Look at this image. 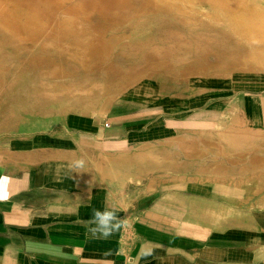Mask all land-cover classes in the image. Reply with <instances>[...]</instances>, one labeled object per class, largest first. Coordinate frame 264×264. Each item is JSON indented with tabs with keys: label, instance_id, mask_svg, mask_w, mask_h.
Returning <instances> with one entry per match:
<instances>
[{
	"label": "crops",
	"instance_id": "1",
	"mask_svg": "<svg viewBox=\"0 0 264 264\" xmlns=\"http://www.w3.org/2000/svg\"><path fill=\"white\" fill-rule=\"evenodd\" d=\"M212 90L126 92L0 144V264H264V86ZM105 208L125 225L92 237Z\"/></svg>",
	"mask_w": 264,
	"mask_h": 264
},
{
	"label": "rangeland",
	"instance_id": "2",
	"mask_svg": "<svg viewBox=\"0 0 264 264\" xmlns=\"http://www.w3.org/2000/svg\"><path fill=\"white\" fill-rule=\"evenodd\" d=\"M92 1H85V5L75 10V13L91 19L97 30L106 37L119 40L113 55L114 61L123 64L127 70L131 68V73H137L150 63L161 65L166 61L167 66L157 68L151 76L140 78L135 88L128 89L130 87L125 83L119 85L120 89L113 91L109 97L98 95L86 102L66 97L52 101L35 92L41 79L40 71L54 64L74 70V65L64 55H53L40 49L35 50V53L40 56L43 53V56L38 60L32 58L29 52L20 49L27 47V50L32 51L36 47L33 43H20L10 33L0 29V74L4 75L0 80V144L14 137L26 138L54 131L71 118L77 120L105 115L109 107L120 102L126 92L193 97L204 91L214 92V85L230 93L259 90L264 86V69L260 72L231 71L237 59L245 57L250 47L256 46L245 41L235 28L227 25L225 17L220 18L222 24L209 23L208 19L202 24L208 11L223 16L237 14L250 23L255 21L251 16L258 15V10L255 9L253 14L238 9L243 0H192L181 4H167L163 0H156V4L150 0H119V3L122 1L132 6L133 11L127 19H116L111 14L94 10ZM246 1L264 8V0ZM5 5L10 7L11 3ZM216 62L226 64L228 70H210ZM199 64L209 70L187 73V69ZM80 75H83V71L78 70L73 77ZM48 80L54 82L53 79ZM227 138H231L230 134L226 135Z\"/></svg>",
	"mask_w": 264,
	"mask_h": 264
},
{
	"label": "bare ground",
	"instance_id": "3",
	"mask_svg": "<svg viewBox=\"0 0 264 264\" xmlns=\"http://www.w3.org/2000/svg\"><path fill=\"white\" fill-rule=\"evenodd\" d=\"M85 1L87 0H61L60 4V0H37V2L0 0V29L10 33L12 38H17L20 43L31 42L36 46L32 51L27 50V47L21 48V51L29 52V56L35 59L43 56V53L41 56L35 53L37 49L53 55H64L74 65V70L65 65L54 64L40 71L41 79L35 92L52 101L66 97L73 101L86 102L98 95L109 97L124 83L130 87L128 89L135 88V83L140 78L151 76L157 68L167 66L166 61H163L161 65L150 63L144 69L135 70L137 73H131L129 72L131 68L127 70L123 64L114 61L113 55L119 40L106 37L103 32L97 30L91 19L82 18L75 13V10L85 5ZM163 1L167 4L172 2L181 4L192 0ZM150 2L157 3L156 0H150ZM6 3H11L10 7H7ZM92 8L100 13L111 14L116 19H127L133 11L130 4L122 1L119 3V0H93ZM238 9H244L253 14L256 9L259 13L251 16V19L255 21L250 23L237 14L223 16L221 13L208 11L202 24L206 23V19L212 24H222L220 18L226 17L227 25L235 28L245 41L256 46L250 47L245 57L238 58L231 71L260 72L264 69V8L245 1L239 5ZM212 67L210 70H228L227 65L220 62L213 63ZM78 70L83 71V75L73 77ZM208 70L206 66L199 64L186 71L191 74L204 73ZM2 76L4 77L0 74V80ZM48 79H53L54 82H49Z\"/></svg>",
	"mask_w": 264,
	"mask_h": 264
},
{
	"label": "clouds",
	"instance_id": "4",
	"mask_svg": "<svg viewBox=\"0 0 264 264\" xmlns=\"http://www.w3.org/2000/svg\"><path fill=\"white\" fill-rule=\"evenodd\" d=\"M84 162L76 161L70 168L76 169L83 167ZM8 177H0V182L7 181ZM87 228V232L92 237L108 238L114 232L119 231L122 226L125 225L123 219L117 217L115 210H109L105 208L104 210L93 209L91 217L84 221Z\"/></svg>",
	"mask_w": 264,
	"mask_h": 264
},
{
	"label": "built area",
	"instance_id": "5",
	"mask_svg": "<svg viewBox=\"0 0 264 264\" xmlns=\"http://www.w3.org/2000/svg\"><path fill=\"white\" fill-rule=\"evenodd\" d=\"M132 226H133L132 223H128L125 229L126 241L131 245H133L136 242V234Z\"/></svg>",
	"mask_w": 264,
	"mask_h": 264
}]
</instances>
